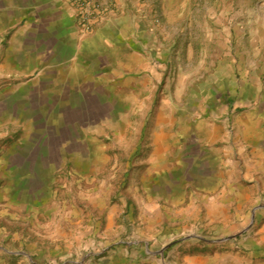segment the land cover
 <instances>
[{
  "label": "rangeland",
  "instance_id": "1",
  "mask_svg": "<svg viewBox=\"0 0 264 264\" xmlns=\"http://www.w3.org/2000/svg\"><path fill=\"white\" fill-rule=\"evenodd\" d=\"M182 1L153 0L149 67L112 86L48 100L0 63V264H264V192L186 168L190 112L235 133V99L264 90V0Z\"/></svg>",
  "mask_w": 264,
  "mask_h": 264
},
{
  "label": "crops",
  "instance_id": "2",
  "mask_svg": "<svg viewBox=\"0 0 264 264\" xmlns=\"http://www.w3.org/2000/svg\"><path fill=\"white\" fill-rule=\"evenodd\" d=\"M103 2L112 3L110 9L86 30L80 8L72 0H0V63L14 83L10 88H25L49 100L90 92L97 84L112 86L114 75L127 80L134 72L148 69L149 47L159 44L165 29L151 23L153 0ZM160 2L165 15L184 6L182 0ZM245 93L248 97L238 96L233 102L235 133L223 121L196 120L190 112L186 151L190 146L193 159V150L200 147L202 159L201 165L192 161L186 168L201 175L196 184L204 192L226 173L250 178L241 188L252 193L254 205L264 192V90L254 85ZM228 110L227 104L219 108L223 114ZM217 202L213 204H223Z\"/></svg>",
  "mask_w": 264,
  "mask_h": 264
},
{
  "label": "built area",
  "instance_id": "3",
  "mask_svg": "<svg viewBox=\"0 0 264 264\" xmlns=\"http://www.w3.org/2000/svg\"><path fill=\"white\" fill-rule=\"evenodd\" d=\"M80 8V21L84 29L91 30L93 20L110 9L111 4L104 3V0H72Z\"/></svg>",
  "mask_w": 264,
  "mask_h": 264
}]
</instances>
